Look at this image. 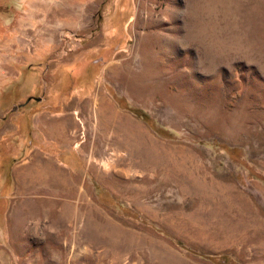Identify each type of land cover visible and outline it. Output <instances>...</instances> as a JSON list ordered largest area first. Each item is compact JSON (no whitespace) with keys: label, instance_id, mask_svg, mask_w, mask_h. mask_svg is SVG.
Segmentation results:
<instances>
[{"label":"rangeland","instance_id":"374dc122","mask_svg":"<svg viewBox=\"0 0 264 264\" xmlns=\"http://www.w3.org/2000/svg\"><path fill=\"white\" fill-rule=\"evenodd\" d=\"M0 264H264V0H0Z\"/></svg>","mask_w":264,"mask_h":264},{"label":"bare ground","instance_id":"6f19581e","mask_svg":"<svg viewBox=\"0 0 264 264\" xmlns=\"http://www.w3.org/2000/svg\"><path fill=\"white\" fill-rule=\"evenodd\" d=\"M120 70H121V68H116L115 67V69L113 70V72H116V73H119L120 72ZM129 81V80H128ZM139 86V85H138ZM132 87V86H131ZM141 87V86H140ZM140 87H138V89L137 90H139L140 89ZM135 88H137V86L135 87ZM136 90V89H135ZM135 92V91H134ZM139 92V91H138ZM107 102L102 98L101 99V105H102V107L104 106V108H105V106L107 107ZM109 106V105H108ZM101 107V106H100ZM106 110V109H105ZM107 111V110H106ZM101 112H102V108H101ZM105 112V111H104ZM106 114V113H105ZM108 114V113H107ZM109 115V114H108ZM102 117H103V115H102ZM106 117V116H105ZM104 119V118H103ZM108 120V119H107ZM42 121V120H41ZM97 121V120H96ZM47 122L46 121H43V124H46ZM70 123V120L69 119H67V118H65V119H58V120H56V122H55V127L51 130V131H54V132H52L51 134L52 135H57V136H60L62 133H64V130H65V128L68 126V124ZM141 129V128H140ZM50 130H49V132H51ZM67 131H65V133H66ZM57 136H55V137H57ZM64 137V136H63ZM139 137V136H138ZM140 140V139H139ZM82 149V148H81ZM80 149V150H81ZM81 153V152H80ZM41 161L42 160H40V159H38V161H36L35 162V164H34V166L32 167V173L31 174H27L28 173V171L27 170H25V169H21V170H19V171H17V173H16V175H17V178H18V182H19V185H21L20 186V188H19V190L21 189H23L26 185H34V182H35V180H36V175L37 174H39V164H41ZM51 177V176H50ZM54 177V176H53ZM59 182V181H58ZM36 184V183H35ZM20 190V191H21ZM215 194H217V193H215ZM215 202V201H214ZM234 237V236H233ZM248 237V236H247ZM231 242V241H230Z\"/></svg>","mask_w":264,"mask_h":264},{"label":"crops","instance_id":"0c3cea01","mask_svg":"<svg viewBox=\"0 0 264 264\" xmlns=\"http://www.w3.org/2000/svg\"><path fill=\"white\" fill-rule=\"evenodd\" d=\"M46 117H49V116H46ZM42 118H43V117H42ZM50 118H51V117H50ZM63 118H67V119H69V120H72V119H73L71 116H68V114L64 115ZM40 119H41V118H40ZM53 119H55V118H53ZM56 119H58V118H56ZM42 126H43V125H42ZM44 127H45V126H44ZM39 128H40L41 132H44V128L41 127V124H40V123H39ZM67 129H68V126L65 128L64 131H66Z\"/></svg>","mask_w":264,"mask_h":264},{"label":"water","instance_id":"95a60500","mask_svg":"<svg viewBox=\"0 0 264 264\" xmlns=\"http://www.w3.org/2000/svg\"><path fill=\"white\" fill-rule=\"evenodd\" d=\"M32 99H34L35 101H41V98H32ZM31 100V98L28 100V102ZM16 109V108H15ZM14 109V110H15Z\"/></svg>","mask_w":264,"mask_h":264}]
</instances>
